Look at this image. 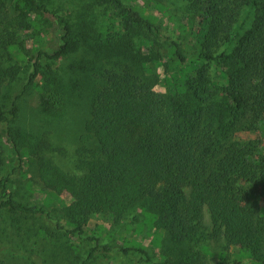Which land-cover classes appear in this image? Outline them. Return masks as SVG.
Listing matches in <instances>:
<instances>
[{
	"label": "trees",
	"instance_id": "trees-1",
	"mask_svg": "<svg viewBox=\"0 0 264 264\" xmlns=\"http://www.w3.org/2000/svg\"><path fill=\"white\" fill-rule=\"evenodd\" d=\"M187 1L198 17L192 38L200 37L205 48L190 60L189 70L178 67L169 74L176 90L187 85V99L154 90L143 74L139 52L132 54L128 49L138 37L155 57H162L167 49V54L182 65L189 57L183 45L125 0H108L119 20V30L110 40L113 54L135 66L137 74H105L86 96L89 117L76 152L81 174L66 173L46 161L40 176L48 187L71 194L73 201L67 207L71 222L91 212H105L117 221L132 204L149 198L151 210L180 243H192L197 237L206 206L211 217L224 227L229 243L264 264V156L252 142L235 143L222 133L234 123L224 120L225 111L228 115L243 114L256 105L264 121V0ZM13 6L28 17L34 13L52 20L51 24L47 17L44 19L47 29L34 20L27 24L47 35L51 26L55 28L56 47L38 50V55L61 60L70 52L71 25L61 10L50 9L38 0H13ZM4 7V0H0V16ZM221 41L224 48H212ZM229 45H233L230 51ZM211 66L215 78L208 74ZM224 67L232 68L231 72ZM253 67L259 68L248 90L245 77ZM36 71L34 63L27 84ZM58 85L61 82H56ZM219 85L229 101L227 109L217 103L215 89ZM64 95L62 92L61 97ZM20 96L12 103L11 117L18 111ZM38 103L44 110L49 107L42 94ZM7 117L0 112V123ZM6 132L10 135L8 127ZM90 139L98 146L87 147ZM10 180V173L0 177V209L55 220L42 206L17 200ZM101 248L116 251L107 245ZM94 250L88 252V258ZM139 251L147 262L146 252L142 248ZM193 258L194 253L186 251L175 264H193ZM0 264L6 263L0 259Z\"/></svg>",
	"mask_w": 264,
	"mask_h": 264
},
{
	"label": "rangeland",
	"instance_id": "rangeland-1",
	"mask_svg": "<svg viewBox=\"0 0 264 264\" xmlns=\"http://www.w3.org/2000/svg\"><path fill=\"white\" fill-rule=\"evenodd\" d=\"M38 1L66 15L71 25L72 47L61 60L38 55V50L51 51L56 47L55 28L51 26V34L47 35L43 31L38 33L37 27L28 28L27 24L34 20L47 29L44 19L47 17L51 24L52 20L34 13L28 17L14 8L13 0H4L0 16V112L8 119L0 123V177L10 173L14 197L26 204L42 206L55 220L13 214L1 208L0 259L6 264H175L182 253L189 251L194 253L193 264H233L234 261L260 264L242 248L229 243L224 227L211 217L206 206L192 243L174 241L151 210L149 198L132 204L117 221L105 212H91L71 222L67 207L73 197L67 190L48 187L40 176L41 166L47 161L66 173L81 174L76 166V152L89 117L86 96L105 74L137 73L130 62L113 54L110 40L119 30L116 27L119 20L117 10L108 0ZM125 1L154 20L165 35L180 42L188 53V60L179 65L167 54V49L162 57H155L148 45L140 44L138 37L133 45H128L132 54L139 52L144 62L143 74L154 90L186 100L187 85L176 90L169 74L178 71V67L189 70L190 60L205 50L200 37L192 38L198 17L189 9V1ZM217 46L212 48L220 51L225 44L221 41ZM232 48L229 45L227 50ZM34 63L37 71L27 84ZM258 68L253 67L245 77L248 90ZM208 74L215 78L213 67ZM56 82L61 85L56 86ZM220 87L215 89L217 103L227 109L229 101ZM20 93L18 111L11 117L9 111ZM41 94L49 104L45 110L38 103ZM227 113L224 112V120L234 123L222 132L224 138L235 143L252 142L264 156V121L256 105L248 107L243 114ZM86 146L97 147L98 143L90 139ZM102 245L116 251L105 252ZM92 248L96 250L88 258ZM125 248H130L127 253L122 251ZM139 248L146 252L147 262Z\"/></svg>",
	"mask_w": 264,
	"mask_h": 264
}]
</instances>
